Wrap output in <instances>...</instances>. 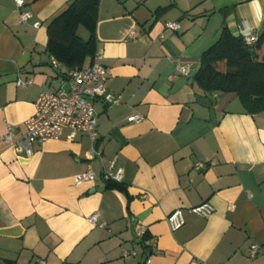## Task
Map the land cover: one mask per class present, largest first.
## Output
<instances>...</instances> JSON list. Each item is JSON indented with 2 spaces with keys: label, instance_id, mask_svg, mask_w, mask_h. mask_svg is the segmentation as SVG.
Returning <instances> with one entry per match:
<instances>
[{
  "label": "crops",
  "instance_id": "obj_1",
  "mask_svg": "<svg viewBox=\"0 0 264 264\" xmlns=\"http://www.w3.org/2000/svg\"><path fill=\"white\" fill-rule=\"evenodd\" d=\"M70 2L26 0L41 23L33 27L14 0H0V264H264V110L194 80L223 26L243 38L264 31V0H100L97 53L118 100L111 109L93 101L94 143L65 130L23 159L4 136L11 125L21 137L39 93L65 83L68 70L46 51L47 25ZM256 55L264 60V44ZM133 111L144 120L128 122ZM112 162L122 189L103 178ZM89 169L96 178L76 185ZM202 204L207 217L192 211ZM176 209L184 223L172 230Z\"/></svg>",
  "mask_w": 264,
  "mask_h": 264
},
{
  "label": "built area",
  "instance_id": "obj_2",
  "mask_svg": "<svg viewBox=\"0 0 264 264\" xmlns=\"http://www.w3.org/2000/svg\"><path fill=\"white\" fill-rule=\"evenodd\" d=\"M19 12V21L21 23L32 22L33 27H39L40 22L34 19L32 13L23 9L26 0H14ZM179 24L177 22H167L165 30L177 31ZM131 30L129 36H133ZM256 36L244 33V39L248 44L256 41ZM102 56L95 54L91 63L71 68L66 73L65 83L59 92H48L42 90L35 101V112L25 121L24 134L16 138L15 129L8 125V131L4 136L6 141H11L16 149L19 157L28 159L32 155L33 145L35 143H43L52 139H59L65 130L69 131L68 139L73 140L76 133L81 132L89 136L92 143L95 141L96 115L93 109V101H102L108 108H112L117 102V97L111 93L105 86L108 70L101 63ZM54 65L60 66L61 63L52 58ZM176 70L183 74H189V66L187 64L177 63ZM18 86H27L32 84V80H23L19 77L16 80ZM68 86V90L65 89ZM128 122H140L144 120V116L133 111L128 117ZM204 165L197 163L195 169H202ZM96 178L95 172L91 169L75 175L74 183L79 185L83 181H92ZM103 178L106 181L118 183L122 179V169L115 165L114 162L104 169ZM192 211L207 217L212 208L208 204L192 208ZM91 222H95L96 216L89 217ZM167 222L172 230L182 226L184 223L182 212L176 209L167 216ZM146 228L141 227L139 231L140 237H144ZM256 245L252 246V255L256 252ZM134 252L123 250L122 255L127 257ZM146 264L151 263V259L147 258ZM38 264H45L40 261ZM199 264H206L200 262Z\"/></svg>",
  "mask_w": 264,
  "mask_h": 264
},
{
  "label": "trees",
  "instance_id": "obj_3",
  "mask_svg": "<svg viewBox=\"0 0 264 264\" xmlns=\"http://www.w3.org/2000/svg\"><path fill=\"white\" fill-rule=\"evenodd\" d=\"M99 4L100 0H71L47 25L46 51L67 70L92 61L97 53ZM79 26L87 31L86 40L77 35ZM261 44L264 31L248 44L223 26L217 41L201 54V67L194 80L208 93H235L250 113L264 110V60L256 55ZM107 187L122 189L111 181Z\"/></svg>",
  "mask_w": 264,
  "mask_h": 264
},
{
  "label": "rangeland",
  "instance_id": "obj_4",
  "mask_svg": "<svg viewBox=\"0 0 264 264\" xmlns=\"http://www.w3.org/2000/svg\"><path fill=\"white\" fill-rule=\"evenodd\" d=\"M79 31L77 32V35L81 37L83 40L87 39V31L83 27H79Z\"/></svg>",
  "mask_w": 264,
  "mask_h": 264
},
{
  "label": "water",
  "instance_id": "obj_5",
  "mask_svg": "<svg viewBox=\"0 0 264 264\" xmlns=\"http://www.w3.org/2000/svg\"><path fill=\"white\" fill-rule=\"evenodd\" d=\"M200 67H201V63H199V65L197 67V71L200 69ZM65 89L68 90V86L67 85H65Z\"/></svg>",
  "mask_w": 264,
  "mask_h": 264
}]
</instances>
